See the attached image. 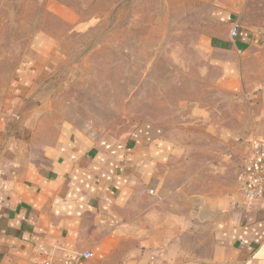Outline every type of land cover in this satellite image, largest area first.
<instances>
[{
    "label": "crops",
    "instance_id": "1",
    "mask_svg": "<svg viewBox=\"0 0 264 264\" xmlns=\"http://www.w3.org/2000/svg\"><path fill=\"white\" fill-rule=\"evenodd\" d=\"M209 3L197 92L146 99L134 85L148 107L124 117L129 131L58 119L63 97L45 88L65 56L36 38L0 88V264H264V195L240 191L264 151V42Z\"/></svg>",
    "mask_w": 264,
    "mask_h": 264
},
{
    "label": "rangeland",
    "instance_id": "2",
    "mask_svg": "<svg viewBox=\"0 0 264 264\" xmlns=\"http://www.w3.org/2000/svg\"><path fill=\"white\" fill-rule=\"evenodd\" d=\"M216 1L231 7L243 30L264 42V0ZM209 4V0H0V88L21 60L31 58L36 38L45 35L53 42L48 50L56 47L65 56L55 57L52 65L62 68L56 72L61 75L51 77L45 88L63 85L65 94L54 106L56 117L61 115L71 129L81 131H129L133 123L124 122V117L148 107L142 99L135 105L136 85L146 99L154 93L179 98L182 90L172 85L181 82L189 86V93L197 92L194 83L205 64L193 50L198 48L195 39ZM152 60L153 72L148 67Z\"/></svg>",
    "mask_w": 264,
    "mask_h": 264
},
{
    "label": "built area",
    "instance_id": "3",
    "mask_svg": "<svg viewBox=\"0 0 264 264\" xmlns=\"http://www.w3.org/2000/svg\"><path fill=\"white\" fill-rule=\"evenodd\" d=\"M231 34H237V27L234 26ZM240 191L246 198H256L264 195V151L253 161V169L242 177ZM91 257V253L85 252L80 257L66 260L59 264H83L85 259ZM43 264H53L45 261Z\"/></svg>",
    "mask_w": 264,
    "mask_h": 264
},
{
    "label": "water",
    "instance_id": "4",
    "mask_svg": "<svg viewBox=\"0 0 264 264\" xmlns=\"http://www.w3.org/2000/svg\"><path fill=\"white\" fill-rule=\"evenodd\" d=\"M70 82H71L70 79L67 80V83H70ZM62 92H63V85H59L57 89L55 90L54 94L59 96ZM38 117L39 115L37 113L33 114L32 117L29 119L28 123L26 124V127L29 129H34Z\"/></svg>",
    "mask_w": 264,
    "mask_h": 264
}]
</instances>
